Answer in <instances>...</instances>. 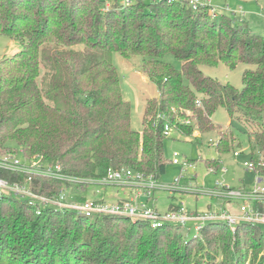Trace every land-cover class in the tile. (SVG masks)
I'll return each mask as SVG.
<instances>
[{
    "label": "trees",
    "instance_id": "trees-1",
    "mask_svg": "<svg viewBox=\"0 0 264 264\" xmlns=\"http://www.w3.org/2000/svg\"><path fill=\"white\" fill-rule=\"evenodd\" d=\"M104 6L102 0H0V34L20 44L0 59V153L13 151L6 147L13 141L24 156L59 163L72 176L102 177L109 167H125L158 178L166 167L164 122L183 134L207 132L216 128L212 117L222 107L247 126L257 123L247 131L249 159L264 172V36L233 14L212 18L206 7L194 11L178 1L114 0ZM114 52L141 56L139 72L156 85L157 95L145 100L141 130L131 126ZM166 53L181 62L180 69L163 59ZM219 63L252 66L243 72L241 88L200 68ZM42 64L47 70L41 84ZM231 136L220 131L217 147L229 150ZM35 182L45 195L61 187L48 178ZM175 229L54 208L36 214L26 200L10 195L0 198V264H215L213 258L190 259ZM215 230L230 227L209 222L200 234ZM233 234L246 236L251 248H264L260 226L240 224Z\"/></svg>",
    "mask_w": 264,
    "mask_h": 264
},
{
    "label": "rangeland",
    "instance_id": "rangeland-1",
    "mask_svg": "<svg viewBox=\"0 0 264 264\" xmlns=\"http://www.w3.org/2000/svg\"><path fill=\"white\" fill-rule=\"evenodd\" d=\"M102 1L105 4L103 8L105 10L114 2V0ZM119 3L121 4L122 1ZM209 3L218 9L228 7L230 11H238L241 8L244 16L236 14L234 20L244 19L249 29L264 36V0H210ZM74 49L83 50L84 47L76 45ZM19 50L18 40L0 34V59ZM163 59L175 69H180L181 62L173 54L166 53ZM141 61L142 58L139 55L125 58L118 52L113 53V62L119 76L121 94L125 100L130 102V123L135 130H141L142 128L141 116L146 98L157 95L155 83L139 72ZM251 67L244 63L238 64L233 69L223 63L216 66H200L205 76L216 79L223 84L229 83L236 88L242 87L243 72ZM46 70L44 64H42L38 79L41 84ZM190 114L188 112V115ZM178 119L183 124L193 123L190 118ZM243 120L237 116H230L227 110L221 107L217 109L212 117L216 128L210 131L198 132L194 128L193 133L183 134L181 128L173 126L170 134L165 136L163 140L166 167L164 173L157 178V181L161 185L178 184L179 187L174 190L156 189L152 193L151 203L162 210L167 209L172 203L183 202L188 211L202 214L207 211L208 205L211 206L212 210H217L221 204V198L205 195L202 190H214L216 187L219 188V184L232 188L251 189L255 184L256 175L254 171L245 166V162L250 160L247 131L257 127V123L252 122L247 126ZM220 131L230 132L232 135L229 150H220L217 147ZM6 147L15 150L17 157L24 160L20 147L13 141L8 142ZM234 151L241 152V154L235 156ZM174 158L178 160V163H173ZM184 186H191L193 190L184 192L183 189H180ZM97 188L95 187L93 190ZM100 189L101 193L107 196L114 193L112 189H105L104 187ZM196 190H199V192H196ZM88 198L90 199L92 196L89 195ZM112 198H114L112 195L108 196V199ZM191 225L192 222H189L188 226ZM233 227L235 225H232ZM173 231L179 233L182 246H187L186 249L190 259L205 261L213 258L215 264H257V261L264 262L263 246H260L259 249L251 248L252 244L246 236L242 235L239 239L238 235L233 234L236 228L235 230L230 228L231 232L228 230H215L205 234H195L193 229L188 232L183 228ZM173 231H170L169 234H172ZM230 255H233L232 259L234 257L231 261Z\"/></svg>",
    "mask_w": 264,
    "mask_h": 264
},
{
    "label": "built area",
    "instance_id": "built-area-1",
    "mask_svg": "<svg viewBox=\"0 0 264 264\" xmlns=\"http://www.w3.org/2000/svg\"><path fill=\"white\" fill-rule=\"evenodd\" d=\"M124 1L130 2V0ZM155 1L182 2L194 11L206 7L212 18L228 12L244 16L241 8L238 11H230L228 7L218 9L210 5V0ZM172 128L171 122L165 121L164 136H168ZM234 154L239 156L241 152L234 151ZM173 163H178V160L174 158ZM245 166L256 175L254 186L246 189L219 184V188L216 187L214 190H202L205 195L221 198V204L217 210H212L208 205L206 212L198 214L188 211L183 202L165 211L151 204V196L156 189L174 190L179 187L178 184L161 185L154 174H145L125 167H109L102 177H77L63 172L62 165L59 163H50L39 156L30 158L24 156V160H21L17 157L16 151H11L0 153V198L13 195L24 199L34 207L36 214H41L46 208H54L60 212L72 211L77 216L87 219L102 215H117L129 218L132 222H147L152 228L173 225L186 229L188 232L193 229L195 234L200 233L207 223L215 221L227 223L232 230L246 223L264 228V172L255 170L250 160L245 162ZM4 173L19 174L23 176V179H10ZM37 178L58 180L61 182V187L56 193L50 195L39 193L34 189ZM76 186L78 189L75 191ZM81 186H85L86 189L82 190ZM95 187L98 188L93 190ZM101 187L117 189L115 199L110 200L107 195L102 194ZM180 189L190 192L193 187L184 186ZM77 191L79 193H76ZM120 191H124L123 194L126 197L118 198ZM89 195L92 198L89 199ZM142 196L147 200L141 201ZM189 222H192L191 226H188ZM232 225L235 227L232 228Z\"/></svg>",
    "mask_w": 264,
    "mask_h": 264
},
{
    "label": "crops",
    "instance_id": "crops-1",
    "mask_svg": "<svg viewBox=\"0 0 264 264\" xmlns=\"http://www.w3.org/2000/svg\"><path fill=\"white\" fill-rule=\"evenodd\" d=\"M195 132H197V131H195ZM198 133V132H197ZM106 189H112L111 187H108V188H106ZM113 191H114V193H110L109 195H112V197H114V195L116 194V192H117V189H112ZM119 192V191H118ZM123 192L124 191H120V195H119V197L118 198H124V197H126V195L125 194H123ZM108 195V196H109ZM127 195H129V194H127ZM113 199H115V198H112V199H110V200H113ZM140 199H141V201H146L147 199L144 197V196H142V197H140ZM152 201V200H151ZM150 201V202H151ZM152 204V203H151ZM176 205V203L174 204V203H172V204H170L169 205V207L167 208V209H169V208H171V207H173V206H175ZM167 209H162L161 211H165V210H167Z\"/></svg>",
    "mask_w": 264,
    "mask_h": 264
}]
</instances>
